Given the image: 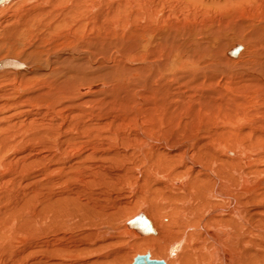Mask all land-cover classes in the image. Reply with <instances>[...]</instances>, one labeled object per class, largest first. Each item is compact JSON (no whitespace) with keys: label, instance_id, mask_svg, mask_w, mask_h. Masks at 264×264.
Returning a JSON list of instances; mask_svg holds the SVG:
<instances>
[{"label":"bare ground","instance_id":"obj_1","mask_svg":"<svg viewBox=\"0 0 264 264\" xmlns=\"http://www.w3.org/2000/svg\"><path fill=\"white\" fill-rule=\"evenodd\" d=\"M139 255L264 264V0L0 1V264Z\"/></svg>","mask_w":264,"mask_h":264},{"label":"water","instance_id":"obj_2","mask_svg":"<svg viewBox=\"0 0 264 264\" xmlns=\"http://www.w3.org/2000/svg\"><path fill=\"white\" fill-rule=\"evenodd\" d=\"M134 264H162V262L159 260H151L148 258L147 255H139V256H136L134 260Z\"/></svg>","mask_w":264,"mask_h":264},{"label":"rangeland","instance_id":"obj_3","mask_svg":"<svg viewBox=\"0 0 264 264\" xmlns=\"http://www.w3.org/2000/svg\"><path fill=\"white\" fill-rule=\"evenodd\" d=\"M118 226V225H117ZM137 254V253H136Z\"/></svg>","mask_w":264,"mask_h":264}]
</instances>
